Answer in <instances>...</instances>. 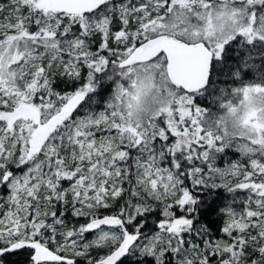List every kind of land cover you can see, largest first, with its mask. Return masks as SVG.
Segmentation results:
<instances>
[{"label": "snow or ice", "instance_id": "1", "mask_svg": "<svg viewBox=\"0 0 264 264\" xmlns=\"http://www.w3.org/2000/svg\"><path fill=\"white\" fill-rule=\"evenodd\" d=\"M0 264H264V0H0Z\"/></svg>", "mask_w": 264, "mask_h": 264}]
</instances>
